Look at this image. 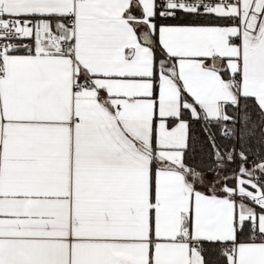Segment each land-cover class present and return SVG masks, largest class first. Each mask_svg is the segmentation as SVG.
<instances>
[{
	"label": "snow or ice",
	"instance_id": "1",
	"mask_svg": "<svg viewBox=\"0 0 264 264\" xmlns=\"http://www.w3.org/2000/svg\"><path fill=\"white\" fill-rule=\"evenodd\" d=\"M0 264H264V0H0Z\"/></svg>",
	"mask_w": 264,
	"mask_h": 264
}]
</instances>
